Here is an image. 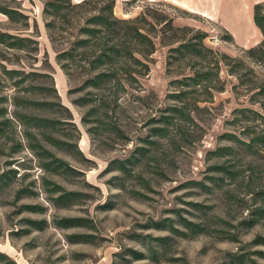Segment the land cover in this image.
I'll use <instances>...</instances> for the list:
<instances>
[{"label": "rangeland", "instance_id": "1", "mask_svg": "<svg viewBox=\"0 0 264 264\" xmlns=\"http://www.w3.org/2000/svg\"><path fill=\"white\" fill-rule=\"evenodd\" d=\"M232 1L194 0L199 13L114 0L113 15L155 48L117 61L135 72L112 99L85 83L100 70L83 69L86 49L58 58L103 3L48 28L44 0H0L1 253L15 264H264V66L246 53L263 39L252 14L264 0ZM126 41L148 47L131 31Z\"/></svg>", "mask_w": 264, "mask_h": 264}, {"label": "trees", "instance_id": "2", "mask_svg": "<svg viewBox=\"0 0 264 264\" xmlns=\"http://www.w3.org/2000/svg\"><path fill=\"white\" fill-rule=\"evenodd\" d=\"M89 3H103L104 6L95 9V13L85 19L86 24L78 28L77 33L85 37H77L75 42L72 43L71 51H64L58 55V58L60 60L64 59V61L73 60L77 56V53H74L76 49H86L87 56L84 55L83 59L87 61L88 66L83 69L87 73L100 70L89 76L85 83L94 88L107 85L109 86L108 91L111 98L117 99L126 86L122 79L133 78L132 73L135 72L134 69L126 65L130 61L129 59L120 62L116 66L117 61L121 58L125 59L127 56L132 58L134 53H138L148 61V56L154 52V43L144 32L145 30L136 24V20H120L113 15L114 0H82L75 4L71 0H44L43 13L53 18L46 23V26L48 28L55 27V21L71 24V18L82 16L88 10L86 5ZM2 12L8 16L11 14L6 10H2ZM252 19L255 26L262 33L263 39L255 47L247 49L246 53L264 66V2L254 5ZM128 31L133 32L138 38L144 39L148 47L144 51L132 47L126 41ZM185 45L184 43L180 44L179 48L185 47ZM176 49L178 48L173 50ZM143 65L148 69L147 64L144 63ZM62 68L66 70L67 66L62 65ZM170 110L178 112L180 108L171 107ZM81 221V218H63L57 226L60 228L78 227L81 226ZM34 224L37 223L34 222ZM34 227L36 230L43 229V226L34 225ZM0 258L5 259L8 264H15L4 253L0 252Z\"/></svg>", "mask_w": 264, "mask_h": 264}, {"label": "crops", "instance_id": "3", "mask_svg": "<svg viewBox=\"0 0 264 264\" xmlns=\"http://www.w3.org/2000/svg\"><path fill=\"white\" fill-rule=\"evenodd\" d=\"M170 1L173 4H176L186 10H190V11H197L196 8H194V0H167ZM199 1H203V0H199ZM205 2H207L208 4H212L214 5L215 3H217V0H205ZM224 2V0H221L220 5H222V3ZM199 13H205L204 10L202 11H197ZM253 15V14H252Z\"/></svg>", "mask_w": 264, "mask_h": 264}, {"label": "bare ground", "instance_id": "4", "mask_svg": "<svg viewBox=\"0 0 264 264\" xmlns=\"http://www.w3.org/2000/svg\"><path fill=\"white\" fill-rule=\"evenodd\" d=\"M231 3H233V4H230V6H232V5L235 6L236 3H237V1H236V0L234 1V0H233Z\"/></svg>", "mask_w": 264, "mask_h": 264}]
</instances>
